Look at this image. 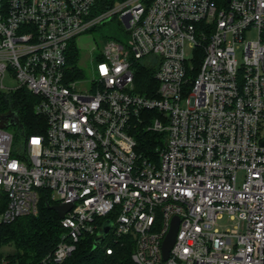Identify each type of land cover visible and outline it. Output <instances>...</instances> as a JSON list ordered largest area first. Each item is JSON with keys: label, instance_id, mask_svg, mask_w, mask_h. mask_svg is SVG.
I'll return each instance as SVG.
<instances>
[{"label": "built area", "instance_id": "2783aa9c", "mask_svg": "<svg viewBox=\"0 0 264 264\" xmlns=\"http://www.w3.org/2000/svg\"><path fill=\"white\" fill-rule=\"evenodd\" d=\"M98 2L0 0V91L25 88L46 122L18 141L0 126V232L36 216L45 192L72 208L43 262L64 263L106 218L108 236H134L135 264H264V0ZM109 18L128 41L104 44L90 81L74 78L70 44ZM140 65L155 70L152 96L137 90ZM146 111L159 113L146 129L166 135L150 157L137 150Z\"/></svg>", "mask_w": 264, "mask_h": 264}, {"label": "trees", "instance_id": "16d2710c", "mask_svg": "<svg viewBox=\"0 0 264 264\" xmlns=\"http://www.w3.org/2000/svg\"><path fill=\"white\" fill-rule=\"evenodd\" d=\"M120 1L124 0H99L95 9L98 12H103ZM79 57V49L73 41L69 47L68 62L76 70L74 78L83 75L78 67ZM138 69L136 71L138 92L152 96L158 87V83L154 79L155 70L144 65H140ZM152 89H154L153 92ZM37 102L38 98L25 88L10 93L0 91V126L9 128V119L4 117L16 113L20 119V123L17 125L19 130L23 129L28 135L45 133V119L35 111ZM158 114L157 111L144 112L143 117L146 121L137 129V150L144 157L156 155V148L165 143V133L146 129L147 124ZM18 139L16 140L18 141ZM55 204L43 192L39 202V212L36 216L20 217L14 222L4 225L0 232V258L7 259L10 264H57L43 262L44 258L60 242L65 231L61 226V218L58 213L51 209ZM98 221H100L99 225H102L106 218ZM95 237L84 236L72 255L62 264H135L132 259L136 248L134 236H123L117 240L108 236L97 248H94ZM7 245L13 246L14 249L5 253L2 249ZM107 247L112 249L111 254H107Z\"/></svg>", "mask_w": 264, "mask_h": 264}, {"label": "rangeland", "instance_id": "374dc122", "mask_svg": "<svg viewBox=\"0 0 264 264\" xmlns=\"http://www.w3.org/2000/svg\"><path fill=\"white\" fill-rule=\"evenodd\" d=\"M128 38L129 35L126 28L119 18H109L106 21H100L91 30L76 38L75 43L80 54L79 65L82 68L81 73L83 72L84 79L87 81L91 80V73L93 72L92 68H95L98 61V54L103 49L105 43L110 40H117L126 43ZM247 38L256 39L257 32H250L247 35ZM191 53V50L186 48L187 57H190ZM4 85L6 87H15L17 86V81L8 75L4 80ZM8 129L16 135V139L21 138V132L17 128V125H10ZM241 180L242 176L240 174L239 181L241 182ZM13 249V246L7 245L3 247L2 251L6 253Z\"/></svg>", "mask_w": 264, "mask_h": 264}, {"label": "water", "instance_id": "95a60500", "mask_svg": "<svg viewBox=\"0 0 264 264\" xmlns=\"http://www.w3.org/2000/svg\"><path fill=\"white\" fill-rule=\"evenodd\" d=\"M6 119H9L8 125L16 126L20 123V119L16 113H12L6 117ZM72 208V205L70 204H63V205H54L51 207L52 210L56 211L59 215V217L62 219L64 218L65 214ZM179 226V219L175 217L172 222L171 230L163 244V256L164 259H167L169 256V252L175 242L176 233ZM112 227V221L106 220L102 226L100 227L95 240H94V248L99 247L104 240L109 235V232Z\"/></svg>", "mask_w": 264, "mask_h": 264}]
</instances>
